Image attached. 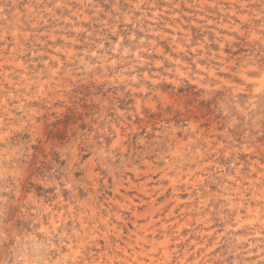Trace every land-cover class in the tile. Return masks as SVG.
Masks as SVG:
<instances>
[{"label":"clouds","instance_id":"clouds-1","mask_svg":"<svg viewBox=\"0 0 264 264\" xmlns=\"http://www.w3.org/2000/svg\"><path fill=\"white\" fill-rule=\"evenodd\" d=\"M0 264H264V0H0Z\"/></svg>","mask_w":264,"mask_h":264}]
</instances>
